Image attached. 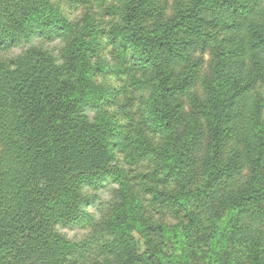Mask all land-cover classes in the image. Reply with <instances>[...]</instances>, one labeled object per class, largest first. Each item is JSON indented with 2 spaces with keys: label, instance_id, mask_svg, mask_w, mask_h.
Segmentation results:
<instances>
[{
  "label": "trees",
  "instance_id": "obj_1",
  "mask_svg": "<svg viewBox=\"0 0 264 264\" xmlns=\"http://www.w3.org/2000/svg\"><path fill=\"white\" fill-rule=\"evenodd\" d=\"M74 1L89 6L77 21L52 0H0V52L64 42L58 58L39 47L0 58V264H264V0H176L170 16L168 0H114L106 28L90 9L100 0ZM103 40L130 65L95 60ZM128 69L157 143L104 109L116 101L98 73ZM116 150L152 159L140 185L166 219L152 218ZM108 179L119 200L102 259L89 261L96 240L59 226L88 223L87 191Z\"/></svg>",
  "mask_w": 264,
  "mask_h": 264
},
{
  "label": "rangeland",
  "instance_id": "obj_2",
  "mask_svg": "<svg viewBox=\"0 0 264 264\" xmlns=\"http://www.w3.org/2000/svg\"><path fill=\"white\" fill-rule=\"evenodd\" d=\"M100 1L92 3L90 9L99 20L102 21L106 28L114 21H117L118 18L117 14H114V11L109 8L114 3V0ZM181 1L185 6H189L195 2V0ZM52 2L56 4L66 18L75 21L80 20L89 9L87 4L77 3L74 0H52ZM175 2L176 0H168V2H165L167 16L171 15ZM32 47H39L48 50L58 58L61 55L64 42L61 39L49 40L35 36L3 50L0 52V58L7 61L15 59ZM116 53L119 54V48L116 47L115 44L103 40L102 47L97 51V56H95L94 59L97 61H101L102 59L103 63H107L106 66L108 67L109 64H111L112 67L115 65H123L122 68H125V65H130V62L123 63V57H117L119 55ZM198 56L203 61L199 71L202 80L209 72L210 56L209 52L203 54L200 52ZM135 75H138L137 71L130 69L118 72L110 71L108 74H104V72L98 73V80L103 83L110 92H112V99L116 101L115 104L105 107L104 109L106 111L110 109L109 112L115 114V119L129 127L128 129L133 133L137 135L140 133V136L143 135V137H147L149 140L151 139L152 143H157L159 142V137L149 130L148 119L145 113V98L147 97V90L136 84L134 80ZM255 93L262 95L264 104V88L258 85ZM185 104L187 107L185 108V111L187 113L190 111V108H188L187 101ZM94 113L96 114V111L90 113L91 117H93ZM262 117L264 119V109L262 111ZM115 158L116 160L114 164L123 170V175L126 178V181L130 182L134 191L137 192L139 190V195L143 198L145 206L151 211L152 218L155 219L158 217L162 220L166 219L167 214L164 210H159V205L153 200V194L151 192L150 194H146L143 185H140L141 181L145 182V179H143L144 174L151 172L154 168V162L152 159L149 157H141L137 159V156L132 150H125L123 152L116 150ZM243 174L244 176H247L248 172L245 171ZM139 186L141 187L139 188ZM119 189V182L113 179L106 180L98 188L88 189L87 193L90 194V201L81 207V211L84 212L83 215L86 213L85 217L89 219V222L82 223V219H80V221L59 226V231L72 241L93 242V240H96L93 242L92 258L89 259V261L102 259L101 253L97 252L99 246L97 240H101L103 236L101 224L110 218L113 206L119 200ZM223 213L224 212L221 211V214ZM97 226L99 229L96 230L95 227ZM262 232H264V222L262 224Z\"/></svg>",
  "mask_w": 264,
  "mask_h": 264
}]
</instances>
